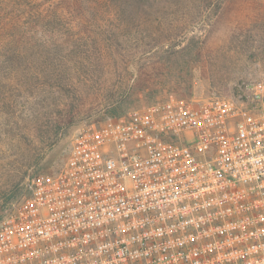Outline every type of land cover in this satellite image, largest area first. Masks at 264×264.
<instances>
[{
	"label": "built area",
	"instance_id": "built-area-1",
	"mask_svg": "<svg viewBox=\"0 0 264 264\" xmlns=\"http://www.w3.org/2000/svg\"><path fill=\"white\" fill-rule=\"evenodd\" d=\"M0 264H264V81L76 129L0 220Z\"/></svg>",
	"mask_w": 264,
	"mask_h": 264
},
{
	"label": "trees",
	"instance_id": "trees-1",
	"mask_svg": "<svg viewBox=\"0 0 264 264\" xmlns=\"http://www.w3.org/2000/svg\"><path fill=\"white\" fill-rule=\"evenodd\" d=\"M229 1L224 5V0H0V126L35 123L40 118L36 108L55 95L79 100L83 96L78 88L101 93L108 118L117 117L137 86L129 84L130 63L144 61L150 53L160 60L158 54L166 53L162 60L171 69L179 62L176 54L184 50L176 51L182 45L181 33L195 27L192 22L199 17L226 14L230 9L226 6L233 5ZM258 7L264 19V2ZM130 35H135L130 39L133 49L117 57L113 49L120 47L119 36ZM142 86L152 97L165 84ZM67 102L62 109L53 105L56 129L65 128L77 114L65 110L71 106ZM40 127L35 131L41 132ZM19 138L23 144L33 143L27 134ZM48 140L45 147L53 142Z\"/></svg>",
	"mask_w": 264,
	"mask_h": 264
},
{
	"label": "rangeland",
	"instance_id": "rangeland-1",
	"mask_svg": "<svg viewBox=\"0 0 264 264\" xmlns=\"http://www.w3.org/2000/svg\"><path fill=\"white\" fill-rule=\"evenodd\" d=\"M260 1L264 2L233 0V5L226 6H230L226 14L221 15V11H218L217 14L195 19L192 22L195 27L181 33L182 45L176 51L181 48L184 50L176 54L179 62L171 69L162 60L168 56L166 53L158 54L162 56L160 60L150 53L146 60L130 63L127 71L133 75L129 84L137 83V86L130 94L131 100L118 111V116L162 101L170 94L181 98L194 95L232 97L245 91L250 84L264 81V19L261 18L262 9L258 7ZM226 3L230 1L224 0V5ZM133 37L135 35L119 36L120 47L113 49L117 57L133 49L130 45ZM182 61L187 64H182ZM117 67L119 71L122 69L121 64ZM95 72L94 79L97 75ZM159 82L165 86L152 97L141 90L143 84ZM77 90L83 98L72 101L55 95V99H48L46 105L36 108L40 118L35 123L24 121L23 124L21 121L15 127L0 126V219L7 216L13 206L27 194L33 177L51 174L58 169L65 159L76 129L102 122L110 116L105 110L107 108L101 93L99 95L93 89ZM64 101L71 103L65 110H76L77 114L65 128L56 129L51 118L57 111L53 105L62 109ZM38 125H41V132L35 131ZM20 134L32 136L33 143L23 144ZM48 139L53 142L45 147L44 142ZM42 147L43 150L39 152ZM37 155L38 158L34 159ZM24 163L29 165L22 169ZM16 183L18 185L12 189Z\"/></svg>",
	"mask_w": 264,
	"mask_h": 264
}]
</instances>
